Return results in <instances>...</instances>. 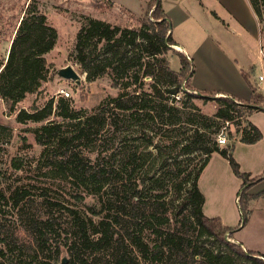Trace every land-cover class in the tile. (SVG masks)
<instances>
[{
	"label": "trees",
	"instance_id": "1",
	"mask_svg": "<svg viewBox=\"0 0 264 264\" xmlns=\"http://www.w3.org/2000/svg\"><path fill=\"white\" fill-rule=\"evenodd\" d=\"M250 2L262 22L260 0ZM149 8L155 22L144 21L138 28H129L88 17L77 34L75 62L87 73L89 81L109 76L114 87L127 89L119 98L91 115H82L69 106L63 109L60 105L58 122L51 120L53 103L37 112L23 109L17 114L21 124L42 125L34 132L38 143L45 146L44 152L49 148L57 150L54 165L87 195L98 198L100 204V210L86 218L70 210L72 223L66 237L69 257L66 264H134L139 259L157 264H264V255L246 251L240 244L228 240L229 236L234 239V229L224 225L221 218L208 217L204 212L206 198L198 184L213 154L226 157L247 186L239 195L243 225L249 219L248 204L252 196L248 191L264 179L262 176L249 182L251 175L241 173L240 165L231 154L232 148L218 145L217 136L223 127L220 123L211 133L214 139L207 133L200 136L195 133L174 141L170 152L164 155V148L149 139L145 150L155 146L158 154L163 155L158 173L153 166H146L150 154L144 158L138 140H135L137 144H125L121 149L124 158L118 166L107 155L99 156L94 163L76 144L99 141L107 133L129 132L134 124L138 126L137 132L146 135L151 127L141 125L142 121L176 132L188 120L186 110L196 109L185 102L182 107L176 105L182 83L192 85L194 60L190 62L181 54L180 71L170 67L165 55L173 50L171 46L177 45L172 24L162 0H151ZM58 39V30L49 24L47 15L37 10L35 0H30L7 60L0 64V96L11 113L17 111V104L28 94L35 93L47 81L50 69L44 56L54 50ZM242 75L252 92L248 101L233 96L217 98L220 93L212 91L186 95L214 100L218 108L215 118L219 122H235L241 141L255 144L263 138L262 132L251 121L243 128L241 120L250 118L259 108L264 109V96L258 93L245 72ZM146 79L151 81L146 83ZM146 86L150 91L144 89ZM60 103L64 104L65 100L61 99ZM62 121H77L83 128L70 137L63 130ZM196 152H203L206 158L199 167L190 170L184 159ZM29 220L26 229L35 252L0 231V264H8L3 261L7 252L17 253L18 257L23 254L24 259L18 264H41L37 256L46 264H64L61 261L64 245L57 239L61 237L58 218L49 211L44 218ZM55 227L56 238L52 241Z\"/></svg>",
	"mask_w": 264,
	"mask_h": 264
},
{
	"label": "rangeland",
	"instance_id": "2",
	"mask_svg": "<svg viewBox=\"0 0 264 264\" xmlns=\"http://www.w3.org/2000/svg\"><path fill=\"white\" fill-rule=\"evenodd\" d=\"M148 1L35 0L37 10L47 15L49 24L54 26L59 33L56 47L44 56L50 69L48 79L35 93L28 94L22 102L17 104L15 113L10 112L0 96V231L24 244L33 253L35 251L29 242L32 237L30 238L26 229L30 218H44L49 211L58 218L57 223L61 227L58 234L60 233L61 237L57 239L64 245L61 261L64 259L68 261L65 245L72 223L71 211L79 212L86 218L93 215V211H99L100 204L98 198L87 195L78 183L73 182L68 174L60 172L56 163L54 165L56 161L54 153L57 150L49 148L44 152L45 146L38 143L34 132L42 125L21 124L17 120V114L23 109L30 113L37 112L53 103L54 114L51 120L58 122L61 120L57 116L62 111L61 106L63 109L69 106L70 109L82 115H91L105 107L111 100L119 98L127 89L114 87L109 76L89 81L85 75L86 72L75 62L77 34L88 17L129 28H138L144 21L155 22L156 18L148 7ZM29 2L30 0H0V64H4L7 60L10 42L15 36L18 21L23 18ZM202 2L206 6L203 7ZM260 2L264 13L263 0ZM162 5L172 24L174 40L182 42L191 52L193 59L202 62L204 58L203 68L212 66H207V58L198 52L202 47L201 41L206 36L220 39L224 53L238 60L241 74L245 72L258 93L264 96V81L259 80V76L264 75V20L259 22L256 19L248 0H162ZM215 12L222 15L229 24L228 27L215 19L217 18ZM218 37L221 38L218 39ZM262 50L263 55H261ZM181 54L191 62L187 54L175 48L165 55L170 67L177 72L180 71ZM68 66L73 67L82 77L80 82L60 76V71ZM214 69L216 72L214 84L221 86V90H224L230 83L232 86L235 84L231 68L218 55L214 57ZM242 78H244L243 75ZM150 81L151 79H146V83ZM144 89L150 91L149 86ZM180 91L176 97L179 101L176 105L182 107L185 102L190 107L195 106L196 109L186 110L188 120L179 126L176 132H173L172 128H161L158 124L142 121L141 125L151 127L146 135L137 132L138 126L134 124L129 132H120L116 135L107 133L99 141L85 140L78 141L76 144L78 143L83 154L91 158L94 163L99 156L107 155L112 157L113 164L118 166L122 164L124 158L121 149L125 144H137L135 140H138L144 158L146 159L150 154L145 161L146 166H153L155 172L158 173L161 159L167 151L170 152L174 141L186 139L195 133L199 136L207 133L208 137L214 139L211 133L216 131V128L220 126L219 123L221 125L226 123L219 122L215 118L218 108L214 100L189 98L187 93L199 95L200 92L194 91L192 85L190 86L186 81L182 83ZM216 97L225 96L219 94ZM61 99L65 100L64 104L60 103ZM241 121L243 128L247 126L248 121H251L262 132L263 138L255 144L242 142L241 135L236 132L238 126L235 122H232L226 130L222 127L221 132L224 130L230 140L229 145L224 148H232L231 154L240 165L241 173L251 175L250 182L254 178H260L264 170V111L248 119L244 117ZM61 123L66 135L70 137L83 128V125L78 124L77 121H62ZM151 138L155 145L164 148L162 156L158 154L155 146L145 150ZM205 158L206 155L203 152H196L184 159L185 166L190 170L196 169ZM210 161L198 184L206 198L204 212L208 217L221 218L224 225L237 230L235 224L239 222V218L243 225L239 195L247 186L243 185L244 179L235 173L226 157L215 153ZM81 195L85 198L80 199ZM52 204H56L55 207ZM95 217L97 219L98 216ZM55 231L56 227L52 241ZM239 235L237 234L236 237ZM229 237L232 243H236L231 236ZM7 254L3 261L8 264H18L20 259H24L23 254L19 257L17 253L7 252ZM37 257L41 264H46L44 259ZM26 261L29 259L27 258ZM134 264L157 263L139 259L134 260Z\"/></svg>",
	"mask_w": 264,
	"mask_h": 264
},
{
	"label": "crops",
	"instance_id": "3",
	"mask_svg": "<svg viewBox=\"0 0 264 264\" xmlns=\"http://www.w3.org/2000/svg\"><path fill=\"white\" fill-rule=\"evenodd\" d=\"M248 1L256 16V19L260 22L258 16L256 15L252 7L250 0ZM150 2L151 0L148 1V7L150 5ZM202 5L203 7L206 6L205 3L203 2H202ZM207 10H210V9L207 8ZM215 15L217 17L215 19L221 24H223V26L225 27L229 26V24L222 17V15H220L217 12H215ZM20 20L18 21L17 25H19ZM172 33H173V29H172ZM173 36H174V33H173ZM219 38L221 37H218V39ZM220 41H221L220 39L217 40L209 36H206L201 41L202 47L200 48L198 52H201L203 57L207 58L208 60L207 66H212L211 68H203L204 58L202 62H200L199 60H196L195 58L193 59L191 56V52L186 48V46L182 42L176 41L177 43L176 46H179L181 48L180 52L187 54L188 58H190L191 60H194L195 62L194 63L195 73L191 79L192 87L194 91L196 92L215 91L224 96H230V97L233 96L237 99L248 101L251 98L252 92H251L250 87L244 80V78H242V74L240 70L241 68L238 65V60L234 59L233 58L234 56H227L224 53L223 46ZM10 46H11V42H10ZM216 55H218L222 59V61L225 62L229 68H231V71L233 73V77L235 80L234 82L235 84L233 86L230 83L228 86L224 88V90H221L222 89L221 86L214 84V77L216 74V72L214 71L215 70L214 69V57H216ZM261 55H263V50L261 51ZM180 69H181V64H180L179 70ZM205 74H208V75L204 77ZM259 112H262V111L255 112L254 114L250 116V118ZM262 173L263 174L261 175V177L264 176V170ZM262 192H264V179L250 187L248 194L252 196V198L248 204L249 219L246 224L241 225L240 218H239V222L235 224L236 228L238 229L234 230L232 234H233L234 241L240 244L246 251H253V252H257V253L264 255V195L262 194ZM236 201H238V197H236ZM237 234H240L239 237H236Z\"/></svg>",
	"mask_w": 264,
	"mask_h": 264
},
{
	"label": "water",
	"instance_id": "4",
	"mask_svg": "<svg viewBox=\"0 0 264 264\" xmlns=\"http://www.w3.org/2000/svg\"><path fill=\"white\" fill-rule=\"evenodd\" d=\"M171 48H175V46H171ZM85 75L87 76V74L85 73ZM60 76L65 78V79H71V80H74V81H77V82H80L81 81V76L75 71V69L71 66H68L66 68H63L61 71H60ZM218 98V97H217ZM260 111H264L263 108H259ZM229 241H231L230 239H228ZM63 263L66 264L67 263V260L64 259L63 260Z\"/></svg>",
	"mask_w": 264,
	"mask_h": 264
},
{
	"label": "built area",
	"instance_id": "5",
	"mask_svg": "<svg viewBox=\"0 0 264 264\" xmlns=\"http://www.w3.org/2000/svg\"><path fill=\"white\" fill-rule=\"evenodd\" d=\"M259 80H260V82H263L264 81V75H260ZM66 95H68V93H66ZM225 124L223 125L224 130H226L227 127L232 124V122H226ZM224 130L222 132H220L217 136V143L221 148L227 147L230 143V140H229V138H228V136Z\"/></svg>",
	"mask_w": 264,
	"mask_h": 264
},
{
	"label": "bare ground",
	"instance_id": "6",
	"mask_svg": "<svg viewBox=\"0 0 264 264\" xmlns=\"http://www.w3.org/2000/svg\"><path fill=\"white\" fill-rule=\"evenodd\" d=\"M175 49L181 51V48L179 46H175Z\"/></svg>",
	"mask_w": 264,
	"mask_h": 264
}]
</instances>
